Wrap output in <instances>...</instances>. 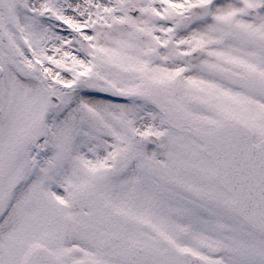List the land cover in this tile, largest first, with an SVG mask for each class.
<instances>
[{
    "label": "snow or ice",
    "instance_id": "1",
    "mask_svg": "<svg viewBox=\"0 0 264 264\" xmlns=\"http://www.w3.org/2000/svg\"><path fill=\"white\" fill-rule=\"evenodd\" d=\"M0 264H264V0H0Z\"/></svg>",
    "mask_w": 264,
    "mask_h": 264
}]
</instances>
